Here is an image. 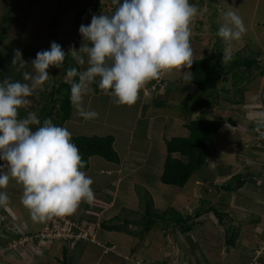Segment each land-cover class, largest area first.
Instances as JSON below:
<instances>
[{"label": "rangeland", "instance_id": "374dc122", "mask_svg": "<svg viewBox=\"0 0 264 264\" xmlns=\"http://www.w3.org/2000/svg\"><path fill=\"white\" fill-rule=\"evenodd\" d=\"M189 2L199 9L191 25L193 59L214 54V64H221L226 44L217 33L224 23L223 13L232 9L243 18L247 32L242 39L232 41L231 61L253 57L258 64L250 72L244 65L235 69L246 76L242 83L234 82L231 73L216 66L205 94L207 104L192 111L181 109L186 93L194 91V85L188 82L190 68L162 74L163 81L154 82L151 88L154 80L148 82L132 106L117 105L114 97L100 88L93 89L84 97V105L98 112V118L85 120L73 107L70 118L61 126L67 127L73 136L112 135L113 148L121 159L128 146L123 166L92 156L89 168L83 170L94 181L91 187L95 195L104 186L102 195L112 194L115 189L111 199L114 204L98 207L93 202H82L72 215L55 217L60 227H65L67 219L76 222L85 233L81 238L24 240L20 225L10 218L15 207L21 213L15 217L23 219L32 235L45 230L51 219L34 221L21 202L22 195L14 191L23 192L22 185L15 187L10 179L7 188L0 189L7 192L9 205L12 204L0 207L3 222L0 264H61L63 247L67 249L69 264H104L121 256L125 264H261L252 254L262 241L253 236V229L264 218V202H252L251 196L264 193V126L258 127L253 119L256 113L264 111V0ZM115 8L112 0H0V34L5 36L0 45V80L10 77L23 82V72L34 71L30 62L36 53L49 50L52 42L60 44L66 53L72 46L79 48L80 25L90 24L93 14H107ZM17 49L29 62L19 71L18 65L12 64ZM78 66L79 70L87 67ZM49 71V80L43 85L46 91L38 89L28 98L31 104L20 109L24 116L33 111L41 120V106H49L44 95L53 82L66 78L64 70L50 68ZM162 101L163 104L154 105ZM197 117L231 118L233 123H225L219 129L208 164L195 171L183 187L162 183L159 177L166 154L165 140L186 135L184 124ZM118 167L122 169H119L121 180L111 184L116 171L113 174L107 171ZM236 172L244 174V186L234 192L220 189V184ZM148 200L153 201V209L158 213L173 207L183 214H193L199 207L213 206L225 215L219 222L214 213L203 214L187 223L186 232L160 221L144 232L141 219ZM102 220L119 229H100L98 224ZM230 226L235 227L233 231L238 235L234 244L226 245L225 227ZM13 242L16 246L10 245Z\"/></svg>", "mask_w": 264, "mask_h": 264}, {"label": "clouds", "instance_id": "9594fccd", "mask_svg": "<svg viewBox=\"0 0 264 264\" xmlns=\"http://www.w3.org/2000/svg\"><path fill=\"white\" fill-rule=\"evenodd\" d=\"M112 4L116 8L111 15L93 14L90 24L80 25L79 48L72 46L66 53L52 42L49 50L36 53L30 62L34 71H24L23 82L0 80V189H6L10 179L22 185L21 202L34 221L72 215L82 202L91 204L95 199L94 181L82 171L85 162L68 128L54 125L51 118L41 122L33 111L23 118L19 115L31 104L28 98L43 90L50 68L66 72L72 106L79 116L92 120L99 113L86 109L84 97L93 92L94 83L117 105L132 106L148 82L194 62L191 25L199 9L189 0H112ZM223 19L217 35L226 44L221 63L227 64L233 59L232 41L242 39L247 28L232 9L223 13ZM69 55L87 67L65 68ZM28 63L21 50H14L12 64L18 71ZM253 119L258 127L264 126V111ZM9 203L7 192L0 191V207Z\"/></svg>", "mask_w": 264, "mask_h": 264}, {"label": "trees", "instance_id": "16d2710c", "mask_svg": "<svg viewBox=\"0 0 264 264\" xmlns=\"http://www.w3.org/2000/svg\"><path fill=\"white\" fill-rule=\"evenodd\" d=\"M4 40L5 36L0 34V45ZM214 58L215 55L211 54L194 59L188 77V82L194 85V91L186 93V96L182 101L181 109L192 111L196 108L204 107L207 104L205 94H207L206 91L211 82L214 69L217 66L214 64ZM66 60L65 68L77 67L79 70L78 64H76L75 60H73L70 55ZM257 64L258 60L256 58L244 57L234 59L233 62L230 61L227 64H218L217 67L221 69V71L224 70L225 73H231L234 82L242 83L246 76L238 74L235 69L244 65L246 70L250 72L252 67ZM64 75H66L65 71ZM98 79L99 78H97V80ZM92 87L94 91H98V82L94 83ZM70 88L71 85L65 82V80H59L50 85V90L44 95L49 106L45 107V105H42L40 108L42 112L41 122L45 119L51 118L54 125L61 126L70 118L73 108L70 102ZM43 90L46 91V88L44 87ZM161 103L163 104V101L158 103L155 102L154 105L158 106ZM19 115L21 118L25 117L23 110H19ZM225 123L232 124L233 121L231 118L225 120L197 117L190 119L184 124V127L188 130L186 135L172 136L169 139H166V154L159 177L160 181L164 184L183 187L195 171L200 170L208 164L207 159L209 152L214 148L212 142L217 136L219 129L222 128ZM72 142L80 149V154L85 162L82 171L89 168V159L92 156H99L109 162H120V157L113 148L114 137L112 135H72ZM245 182L246 179L244 174L236 172L222 182L219 187L224 192H234L240 190ZM153 206L154 204L152 200L146 201L141 219V223L143 224L142 230L144 232L149 230L157 221L164 224L172 223L173 225L180 227L182 232H186L188 231V227L186 226L187 223L203 214L212 212L218 218L219 222L222 221V216L225 215V213L220 212L213 206L206 208L199 207L194 210L193 214H183L173 207L162 213H158L154 211ZM107 222L108 220H102L99 223V228L105 230L119 229L117 226L109 225ZM2 223V220H0V225H2ZM234 229L235 227L233 226L225 227L226 245L234 244L235 236L238 235L237 232L233 231ZM125 230L131 235L133 234V231L129 229ZM24 234L32 235L30 232L22 233L21 235L23 236ZM67 254V249L63 247L61 264H69ZM256 258L258 261L264 260V255L259 254ZM125 261V258L121 256L118 259L115 258L114 262L104 264H125Z\"/></svg>", "mask_w": 264, "mask_h": 264}, {"label": "crops", "instance_id": "0c3cea01", "mask_svg": "<svg viewBox=\"0 0 264 264\" xmlns=\"http://www.w3.org/2000/svg\"><path fill=\"white\" fill-rule=\"evenodd\" d=\"M113 13V12H112ZM185 77V76H184ZM159 81H163V79L162 78H158V79H154V81L152 82V83H150V88L153 86V83L154 82H159ZM151 90V89H150ZM131 139H132V137H130ZM130 139V140H131ZM127 148H128V146H125V155L128 153V151H129V149L127 150ZM125 155L124 156H122V159L120 158V162H119V164H122V166L124 165V162H125V160H124V157H125ZM91 161V158L89 159V162ZM89 165H90V163H89ZM119 169H121L120 167H118V168H116V170H114V169H111V170H109V171H107V172H110L111 171V173L113 174L114 173V171H116L115 172V174H116V176L113 178V180L111 181V184L112 183H114V184H117L118 183V181L119 180H121L120 179V176H119V173H120V170ZM102 170V169H101ZM122 170V169H121ZM102 171H104V170H102ZM106 172V171H105ZM14 179H11V183H12V181H13ZM121 182V181H120ZM14 185H15V187H20V184H18V186H17V183H16V181L14 180ZM115 187V186H114ZM113 187V188H114ZM104 188H105V186L103 187V189H100V191L101 192H103V190H104ZM257 189V188H256ZM14 191H16L17 193H19V194H21L22 195V193L23 192H21L20 190H18V189H16V190H14ZM13 191V192H14ZM100 191H98V193L100 194H98V193H96V195H95V199H94V201H93V204H95L96 203V205L98 206V207H101L102 206V204H107V205H109L108 207H112V206H110V205H113L114 203H112V201H111V199L113 198V195H114V192H115V189H114V191H113V193L112 194H103L102 195V193L100 192ZM254 193H256V192H254ZM230 195H231V193H230ZM229 196V195H228ZM251 198H252V202H259L260 201V203L261 202H264V193H262V194H258V195H253V196H251ZM109 203V204H108ZM12 204H10V205H8V207L9 206H11ZM106 205V206H107ZM16 206V205H15ZM12 212H14V213H12V216L10 217L11 218V220H13L14 219V221L15 222H17L18 223V225H20L19 227V229H21V231H23L22 233H25V232H30V230H28V228L27 227H25V223H24V221H23V219H20V218H17L18 216H20L21 215V213H19V208H17V207H15V209H14V211H12ZM10 212L7 210V214H9ZM10 215V214H9ZM15 216H17V217H15ZM15 217V218H14ZM91 223V222H90ZM89 223V224H90ZM45 224V223H44ZM44 224H43V226H44ZM253 232H254V234H253V236H255V235H257L258 236V238H259V240H262L261 242H263V243H259V247H255L252 251H253V257H254V254H255V257H257L259 254H263L264 253V239H262V238H264V237H261L260 238V236H259V234H261V235H263L264 234V218H263V220L260 218L259 219V222L256 224V226H255V228L253 229ZM222 248L220 249V253H222ZM259 251H261V253H258ZM220 261H223V260H220ZM261 264H264V260H260L259 261ZM160 263H162V262H160ZM219 264H221V262H219Z\"/></svg>", "mask_w": 264, "mask_h": 264}, {"label": "built area", "instance_id": "2783aa9c", "mask_svg": "<svg viewBox=\"0 0 264 264\" xmlns=\"http://www.w3.org/2000/svg\"><path fill=\"white\" fill-rule=\"evenodd\" d=\"M111 14L112 12L108 11V15H111ZM59 224L57 223L56 218L52 217L51 220H49V222L46 224L45 230L41 231L40 233L36 235H27V234L25 235L24 234L22 238L24 240L26 239L32 240L33 238H37V237L41 239L50 238L51 240L58 239L59 237H66V239H72V238L76 239V238L83 237L85 234L84 231L83 232L81 231V228L76 224V222H71L69 219L65 221V227H60ZM14 242L10 245L16 246Z\"/></svg>", "mask_w": 264, "mask_h": 264}]
</instances>
